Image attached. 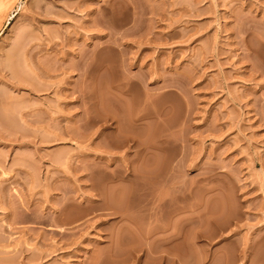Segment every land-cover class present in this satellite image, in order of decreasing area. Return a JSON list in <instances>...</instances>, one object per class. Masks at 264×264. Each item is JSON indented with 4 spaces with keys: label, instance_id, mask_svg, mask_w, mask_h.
Returning a JSON list of instances; mask_svg holds the SVG:
<instances>
[{
    "label": "rangeland",
    "instance_id": "1",
    "mask_svg": "<svg viewBox=\"0 0 264 264\" xmlns=\"http://www.w3.org/2000/svg\"><path fill=\"white\" fill-rule=\"evenodd\" d=\"M0 264H264V0H0Z\"/></svg>",
    "mask_w": 264,
    "mask_h": 264
},
{
    "label": "bare ground",
    "instance_id": "2",
    "mask_svg": "<svg viewBox=\"0 0 264 264\" xmlns=\"http://www.w3.org/2000/svg\"><path fill=\"white\" fill-rule=\"evenodd\" d=\"M3 3L1 2L0 7H2Z\"/></svg>",
    "mask_w": 264,
    "mask_h": 264
}]
</instances>
